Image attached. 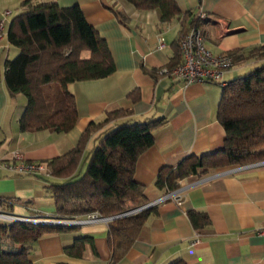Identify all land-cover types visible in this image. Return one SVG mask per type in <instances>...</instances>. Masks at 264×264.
<instances>
[{
    "label": "crops",
    "instance_id": "0c3cea01",
    "mask_svg": "<svg viewBox=\"0 0 264 264\" xmlns=\"http://www.w3.org/2000/svg\"><path fill=\"white\" fill-rule=\"evenodd\" d=\"M23 1L0 0V160L10 161L18 153L27 161L47 164L75 147L88 124L100 121L105 112L130 109V116L115 119L89 137L76 174L83 173L88 152L106 128L162 118L153 131L154 143L138 156L134 168V181L142 186L144 201L150 202L168 191L156 184L163 168L177 166L186 156L209 155L224 147L225 131L217 118L222 87L210 82L184 85L158 76V69L170 62L173 44L192 26L200 28L206 47L214 54H246L264 45V0H175L181 15L169 22L160 21L158 8L137 9L126 0ZM43 2L79 6L106 41L115 65L106 77L67 85L75 98L78 120L64 133L22 131L20 119L27 100L21 93L10 94L3 77L4 62L18 54L8 40L11 20ZM5 11L10 13L5 15ZM199 13L207 18L200 19ZM88 55L81 52L84 58ZM250 62L255 68L263 61L255 57L237 61L224 73V80L246 74L239 65ZM130 92L135 93L134 99L128 97ZM231 166L179 179V186H187L180 203L167 200L151 207L138 236L115 262L105 223L56 226L63 230L40 236L28 258L32 264H169L176 260L264 264V235L260 234L264 229V164L216 175ZM64 180L51 174L19 175L0 167V209L29 218H57L52 185ZM189 212L207 216L208 223L195 228ZM77 239L86 240L81 255H69L64 248Z\"/></svg>",
    "mask_w": 264,
    "mask_h": 264
},
{
    "label": "trees",
    "instance_id": "16d2710c",
    "mask_svg": "<svg viewBox=\"0 0 264 264\" xmlns=\"http://www.w3.org/2000/svg\"><path fill=\"white\" fill-rule=\"evenodd\" d=\"M126 1L137 9L158 8L161 22L181 15L175 0ZM8 40L18 48V54L4 62L3 77L10 94L21 93L27 100L20 119L22 131L68 132L76 124L78 112L67 85L103 78L115 70L106 41L77 5L60 7L56 2H43L31 6L11 20ZM173 46L168 68L180 61L178 40ZM82 51H87L88 57H82ZM230 53L235 63L253 57L264 60V45L246 54ZM134 94L130 92L128 97L134 99ZM130 115V109L122 108L105 112L100 121L88 124L75 147L46 162L52 176L65 179L52 185L57 218L94 212L111 216L146 203L142 186L134 181V168L138 156L154 143L153 131L162 118L106 128L88 152L83 173L76 174L89 137L115 119ZM217 118L225 131L224 147L209 155L186 156L177 166L163 168L156 178L158 187L172 190L179 186V179L189 175L264 159V62L222 87ZM149 210L108 223L112 262L120 259L136 239ZM188 216L195 228L209 221L194 212ZM60 230L63 228L29 222L0 224V264H32L28 258L32 243L43 234ZM84 241L77 239L64 251L80 256ZM169 264L184 263L176 260Z\"/></svg>",
    "mask_w": 264,
    "mask_h": 264
},
{
    "label": "built area",
    "instance_id": "2783aa9c",
    "mask_svg": "<svg viewBox=\"0 0 264 264\" xmlns=\"http://www.w3.org/2000/svg\"><path fill=\"white\" fill-rule=\"evenodd\" d=\"M9 13V11L4 12L5 15H8ZM198 16L200 19L207 18V15L205 13H199ZM2 24L3 21L0 22V29L2 28ZM1 36L2 33L0 31V37ZM178 47L180 50V61L178 62V64L172 68H168L167 66L160 67L158 69L159 75L169 76L175 82L184 85L196 82L216 83L221 87L226 85L227 82L224 80V73L231 69L235 64L232 53H212L204 43L200 28L194 26L190 27L185 34L180 36V38L178 39ZM262 164H264V159L242 165H232L227 170L216 173V175L228 174L242 168L253 167ZM0 167H5L13 173L19 175L49 176L51 174V171L48 168L47 164L37 161H27L22 157L21 154L18 153H14L10 161L0 160ZM205 179H207V177L197 180L192 184H196ZM186 187L187 186L181 185L175 189L168 190L160 198L150 202H146L145 204L138 207L129 208L127 211L120 214L103 216L94 212L80 217L51 221L63 224V226H77L90 223L108 224L112 220L139 213L167 200H171L179 204L181 194ZM0 221H3L7 224H11L13 222H29L38 224L39 222L45 220L20 216L17 214L5 212L0 209ZM260 234L264 235V229L260 231ZM195 243H197V238H195L191 242V244L193 245Z\"/></svg>",
    "mask_w": 264,
    "mask_h": 264
},
{
    "label": "rangeland",
    "instance_id": "374dc122",
    "mask_svg": "<svg viewBox=\"0 0 264 264\" xmlns=\"http://www.w3.org/2000/svg\"><path fill=\"white\" fill-rule=\"evenodd\" d=\"M256 59H258V58H256ZM261 61H263L264 62V60H261ZM262 62V63H263ZM261 63V64H262ZM254 63H252V62H250V63H244V64H240L239 65V69H240V71H251L253 68H254ZM243 73H245V72H243ZM128 208H130V207H128ZM9 213H11V212H9ZM14 214V213H13ZM38 219H42V220H63V219H66V218H62V219H60V218H51V217H44V218H40V217H38ZM1 222V221H0ZM50 222V221H49Z\"/></svg>",
    "mask_w": 264,
    "mask_h": 264
},
{
    "label": "water",
    "instance_id": "95a60500",
    "mask_svg": "<svg viewBox=\"0 0 264 264\" xmlns=\"http://www.w3.org/2000/svg\"><path fill=\"white\" fill-rule=\"evenodd\" d=\"M51 220H45V221H41L38 224H42V225H48V226H63V224H59L58 222H49Z\"/></svg>",
    "mask_w": 264,
    "mask_h": 264
},
{
    "label": "bare ground",
    "instance_id": "6f19581e",
    "mask_svg": "<svg viewBox=\"0 0 264 264\" xmlns=\"http://www.w3.org/2000/svg\"><path fill=\"white\" fill-rule=\"evenodd\" d=\"M1 222H3V221H1ZM50 222H53V221H50Z\"/></svg>",
    "mask_w": 264,
    "mask_h": 264
}]
</instances>
